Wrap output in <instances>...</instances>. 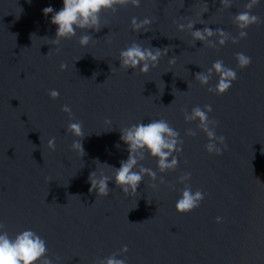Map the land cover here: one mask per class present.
Masks as SVG:
<instances>
[{
	"label": "water",
	"instance_id": "95a60500",
	"mask_svg": "<svg viewBox=\"0 0 264 264\" xmlns=\"http://www.w3.org/2000/svg\"><path fill=\"white\" fill-rule=\"evenodd\" d=\"M248 2L231 0L225 9L220 0H141L139 7L102 13L99 32L78 29L72 39L53 45V13L42 10L59 11L63 0H0L3 231L10 237L36 232L46 241L52 264H97L114 253L126 264H264V0L251 10L261 23L246 29L247 38L238 43L229 39L220 46L214 36L217 46L210 48L194 41L189 29H177L191 21L193 30L220 28L237 38L233 19ZM133 17L154 22L137 33ZM85 34L95 42L81 46ZM133 42L172 47L142 74L139 67L120 68L119 53ZM237 53L251 57L250 66L240 69ZM173 57L175 63H169ZM216 60L237 73L223 95L207 90L218 82L215 73L207 86L195 79ZM51 90L60 93L57 99L49 96ZM64 105L71 118L61 111ZM205 105L212 106L209 119L217 121L216 136L227 145L224 150L217 143L219 156L206 151L209 141L199 121L184 119V110ZM158 119L183 140L177 168L160 173L157 159L145 153L139 164L155 171L156 181L145 175L136 193L124 194L113 178L107 197L89 192L92 172L115 175L100 164L118 169L128 158L120 129ZM77 121L83 124L82 157L72 147L77 137L66 131ZM189 129L196 135H186ZM52 137L55 151L47 144ZM185 173L190 179L181 183ZM185 184L205 196L198 208L181 214L175 204ZM125 245L128 251L121 253Z\"/></svg>",
	"mask_w": 264,
	"mask_h": 264
},
{
	"label": "clouds",
	"instance_id": "9594fccd",
	"mask_svg": "<svg viewBox=\"0 0 264 264\" xmlns=\"http://www.w3.org/2000/svg\"><path fill=\"white\" fill-rule=\"evenodd\" d=\"M141 0H63V7L59 11L49 6L42 11L44 15L53 13L51 16V23L57 26L56 38L50 40L53 45H59L64 39L70 40L76 36L77 30H94L99 32L101 29L100 16L104 12H112L115 14L118 7H126L131 4L134 7H139ZM223 8L228 9L232 6L231 0H220ZM259 4V0H249L245 4V10L236 14L233 23L240 29L239 36L233 38L229 33L220 28L213 30L209 27H204L202 30H193L194 23L188 22L185 24H177V29L183 31L185 28L191 31L194 41H201L207 44L210 48H215L217 42L210 38L217 36L218 44L223 46L229 39L232 43H238L240 39L247 38V31L251 25L261 23L258 16L251 14V10ZM208 11V5L204 4L203 12ZM154 21L150 18H144L138 21L136 17L131 19V28L134 32H140L143 29L147 32L148 27ZM148 26V27H145ZM90 42H95L91 35L85 34L80 36L78 43L81 46H87ZM172 46H167L164 49L143 47L142 45L133 42L119 53L120 68L124 70L137 69L142 74H147L150 68L158 66L159 60L166 56ZM82 58V57H81ZM81 58L77 59L79 61ZM237 65L240 69H244L251 64V57L244 53L236 54ZM169 63H175V57L169 60ZM67 65L61 63L60 70H66ZM112 71V68H111ZM215 73L219 79L215 87H208V92L216 95L225 94L232 86V83L237 79L235 70L226 67L222 60H216L207 72L196 73L195 79L200 82L202 86H207ZM96 75V74H94ZM173 94V93H172ZM60 93L57 90H51L49 96L52 99H57ZM174 95V94H173ZM211 105H205L202 109L200 106L192 108L191 113L184 110V119L186 122L199 121L197 127L200 131L206 134L209 141L205 145V149L209 154L217 156L222 155V151L216 145H224V150H227L225 138L223 136H216L215 127L217 121L209 119L208 113L212 112ZM61 111L68 113L71 118V108L64 105ZM105 123L110 124L109 120ZM83 124L80 121L69 123L66 131L77 137L72 143L73 148H79L81 157L84 155L81 140L84 137ZM120 139L128 146L127 160L120 162V167L113 168L106 165L115 171L114 177H109L101 173L97 177L96 171L89 176L91 187L89 192L96 191L97 196L107 197L111 191L108 187L109 181L114 182L117 188L121 189L124 194L136 193L138 187L143 181L145 175L151 178L152 181L157 180V173L149 168H145L139 164L145 159V153L150 154L151 157L158 161L157 167L160 173L166 171H173L178 166L177 154L182 151L183 140L180 139L178 131L173 129L170 124L164 119L151 120L149 123H137L130 127L120 129ZM188 136H195L196 132L189 129L186 132ZM48 148L55 151V137H52L47 142ZM190 173H185L180 177V182L184 183L190 179ZM50 181V180H49ZM48 181V182H49ZM160 184H164V178L160 177ZM151 187L155 188L157 185L153 183ZM172 187V185H169ZM205 193L200 190L192 191L188 184H185L181 192L180 198L175 204V209L178 213L185 214L191 212L200 206L204 199ZM144 222V221H143ZM222 222L221 217L216 218V223ZM142 223V222H141ZM5 225L0 223V264H52V261L47 258L46 241L32 230H23L10 237L7 231H3ZM128 251L127 245L121 249V253ZM117 254L99 260L97 264H126L125 259H117Z\"/></svg>",
	"mask_w": 264,
	"mask_h": 264
}]
</instances>
